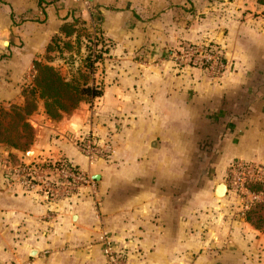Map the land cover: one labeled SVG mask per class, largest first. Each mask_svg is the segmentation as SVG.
<instances>
[{"label": "crops", "instance_id": "0c3cea01", "mask_svg": "<svg viewBox=\"0 0 264 264\" xmlns=\"http://www.w3.org/2000/svg\"><path fill=\"white\" fill-rule=\"evenodd\" d=\"M77 17L104 41L94 74L102 95L59 120L40 106L29 120L34 138L19 150H34L35 160L65 158L92 184L53 202L25 192L5 168L32 159L10 158L0 143V264H107L102 234L128 264L264 261V233L240 219L237 198L215 197L230 164L264 166V6L0 0V112L21 105L33 60ZM204 42L222 48L221 78L171 60ZM90 134L110 146L91 161L73 144Z\"/></svg>", "mask_w": 264, "mask_h": 264}, {"label": "built area", "instance_id": "2783aa9c", "mask_svg": "<svg viewBox=\"0 0 264 264\" xmlns=\"http://www.w3.org/2000/svg\"><path fill=\"white\" fill-rule=\"evenodd\" d=\"M75 1L88 4L86 0ZM171 60L180 68H200L216 79L221 78L228 68L222 48L211 42L183 46L177 53L171 54ZM73 144L89 161L95 159L98 154H107L110 150L109 145L100 148L91 134L75 139ZM5 170L6 176L15 178L16 183L25 192H36L52 202L76 195L82 188L92 184L87 172L65 158L32 159L18 164H8ZM227 176L228 183L225 184L228 187V193L231 192L238 197L242 216L253 203L264 202V191L254 192L249 188L255 185L264 188V166L241 161L235 162L229 166ZM99 241L102 244L107 264H128L127 253L122 250H113L105 234L100 236Z\"/></svg>", "mask_w": 264, "mask_h": 264}, {"label": "trees", "instance_id": "16d2710c", "mask_svg": "<svg viewBox=\"0 0 264 264\" xmlns=\"http://www.w3.org/2000/svg\"><path fill=\"white\" fill-rule=\"evenodd\" d=\"M256 2L264 6V0H256ZM90 30L91 28L87 27L86 23L77 17L73 19L72 23L64 24L61 27L60 34L53 36L44 53L50 52L52 46L55 43L60 44L62 39H73L76 44H80L79 37L83 35V39H86L84 41L94 47V50L88 48L89 54L84 56L82 60L84 70L80 69L76 76L66 79L52 66L33 61L37 75L32 85L23 91L25 98L24 107L15 108L17 111H22L24 117L37 111L38 103L42 102L45 114L52 120H59L64 114L74 111L80 103H90L102 95V85L96 82L94 74L105 52L104 41L99 38L101 36H99V31L95 30L96 34ZM94 33L97 38L94 37ZM98 47H100L99 50H97ZM16 116H19V113ZM23 129L32 131L26 123L23 124ZM0 143L6 145L9 149H21L17 144L11 143L9 140L0 139ZM9 157L15 158L10 153ZM249 188L254 192H259L261 189L258 186ZM242 217L246 223L264 233V202L253 203Z\"/></svg>", "mask_w": 264, "mask_h": 264}, {"label": "rangeland", "instance_id": "374dc122", "mask_svg": "<svg viewBox=\"0 0 264 264\" xmlns=\"http://www.w3.org/2000/svg\"><path fill=\"white\" fill-rule=\"evenodd\" d=\"M91 31V30H90ZM93 31V30H92ZM91 31V32H92ZM95 32V30L93 31ZM96 33V32H95ZM94 37L97 38V36ZM85 34V33H83ZM97 34V33H96ZM100 36V34H99ZM62 39V37H60ZM80 44H76V41L73 39L65 40L62 39L60 44H56L52 46V49L50 52L43 54L42 56H38L33 61H37L44 65H49L55 68L64 78L70 79L71 76H76V74L80 71V69L84 70L83 68V58L84 56H87L89 54L88 48L94 50V47L89 45V43H86V39H83V35L79 37ZM99 38H102L101 36ZM65 40V41H64ZM66 44V45H64ZM100 47L97 48L99 50ZM37 73L35 71L33 62L31 67L28 68L27 73L25 74V77L23 78V83L20 87V93L19 98L21 101V105L17 104H11V106H8L6 110H1L0 112V139L2 140H9V142L17 144L18 147L23 148L28 147V145L31 144L32 139L34 138V131L32 130V127L30 126L29 120L30 117L36 112L31 113L29 116L24 117V113L22 111H17L15 108H22L25 104V98L23 91L27 88H29L32 85V82L34 81ZM42 106V102L38 103V108ZM19 113V116H16V114ZM26 123L30 126L32 131L24 130L23 124ZM17 149L19 148H10ZM28 148L27 150H29ZM35 157V153L29 155L30 159H33ZM234 164V163H232ZM230 164V165H232ZM229 169V166H228ZM228 169L226 171L225 176L218 181V183H228ZM250 186V187H256ZM260 187V191H264V188ZM231 201H233L234 197L237 198L238 202L239 199L236 195L233 193H229ZM234 196V197H233ZM223 199V198H218ZM244 221L242 217H240ZM262 232V231H260ZM263 233V232H262ZM246 256V255H245ZM243 256L240 260V263L238 264H247L246 261L249 260L248 256ZM255 258V264H264L263 259L261 257H254Z\"/></svg>", "mask_w": 264, "mask_h": 264}, {"label": "water", "instance_id": "95a60500", "mask_svg": "<svg viewBox=\"0 0 264 264\" xmlns=\"http://www.w3.org/2000/svg\"><path fill=\"white\" fill-rule=\"evenodd\" d=\"M86 1L91 2L92 0H86ZM34 152H35L34 150H29L25 154H23L20 150H17V149H12L11 150V153L13 155L20 156V157H24L25 156V157H28V158H29V155L34 154ZM227 192H228V187L224 183H219L215 187V197L216 198H224L227 195Z\"/></svg>", "mask_w": 264, "mask_h": 264}]
</instances>
